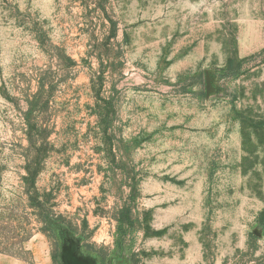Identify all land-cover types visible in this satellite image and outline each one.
<instances>
[{"label": "rangeland", "instance_id": "374dc122", "mask_svg": "<svg viewBox=\"0 0 264 264\" xmlns=\"http://www.w3.org/2000/svg\"><path fill=\"white\" fill-rule=\"evenodd\" d=\"M0 264H264V0H0Z\"/></svg>", "mask_w": 264, "mask_h": 264}]
</instances>
